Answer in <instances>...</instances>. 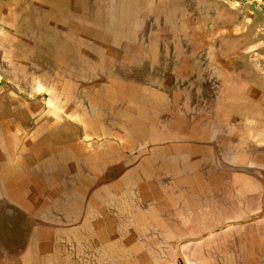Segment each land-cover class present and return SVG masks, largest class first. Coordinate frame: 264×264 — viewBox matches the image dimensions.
Here are the masks:
<instances>
[{"label":"crops","instance_id":"1","mask_svg":"<svg viewBox=\"0 0 264 264\" xmlns=\"http://www.w3.org/2000/svg\"><path fill=\"white\" fill-rule=\"evenodd\" d=\"M192 1L0 8V264H264L260 53Z\"/></svg>","mask_w":264,"mask_h":264},{"label":"rangeland","instance_id":"2","mask_svg":"<svg viewBox=\"0 0 264 264\" xmlns=\"http://www.w3.org/2000/svg\"><path fill=\"white\" fill-rule=\"evenodd\" d=\"M75 4L78 5H83L86 6L87 8V0H74ZM91 3L92 0H89ZM141 3H145L148 5H151L155 2V0H139ZM174 4H180L182 3V0H174ZM194 4V8H196V13H197V19L200 20H205L207 22L204 23L206 26L205 31L206 35L210 40L216 41L218 37V30H217V16L220 17V15L217 12V6L220 4L226 6L229 10V18L231 20L229 24V35L230 36H248L249 41H250V46H247L243 49L240 50V54L243 52H246L248 54H252L253 52H260V61H261V72L264 73V0H194L192 1ZM9 6L12 7V5H16L17 7L22 5V6H27V8L30 7V0H0V8L4 6ZM193 8V9H194ZM2 10H1V15H2ZM218 14V15H217ZM202 15V16H200ZM154 19L153 16H150V22L152 26V20ZM220 19V18H219ZM235 20V21H234ZM260 20V21H259ZM254 21H257V23H260L261 29L259 34H254V33H249V26L253 24ZM150 26V25H149ZM85 30H89L86 28ZM162 31L163 35H169V34H174L179 35L178 29L174 28H168L167 26L160 28ZM28 32V31H27ZM197 37H200L202 35V32L197 33ZM253 35L255 38H253ZM5 36L10 40V43L8 45H5ZM13 36L11 33V36L8 35V33L5 35L3 33V28L0 27V45L4 47L5 49H0V70L2 66V57L4 58V52H7V57L10 56L12 57V53L6 50V48L12 47V42L13 41ZM256 42H259L260 47L258 48L259 45L256 46ZM215 43V42H213ZM216 45V44H215ZM214 45V46H215ZM255 45V46H253ZM11 51V50H10ZM10 54H9V53ZM9 61V60H8ZM213 69V68H212ZM217 73H213V77L211 80V84H213V90L212 92L216 93V88L217 87ZM204 79V78H203ZM194 82V80H193ZM2 79L0 76V88L2 87ZM195 83V82H194ZM220 83V82H219ZM199 83L196 82V87H198ZM204 86V85H203ZM230 92L234 90V94H238L237 88L229 87ZM241 90V89H240ZM239 90V91H240ZM238 92V93H237ZM210 239V238H208ZM206 239L202 243H209L210 240ZM208 244V245H209Z\"/></svg>","mask_w":264,"mask_h":264},{"label":"flooded vegetation","instance_id":"3","mask_svg":"<svg viewBox=\"0 0 264 264\" xmlns=\"http://www.w3.org/2000/svg\"><path fill=\"white\" fill-rule=\"evenodd\" d=\"M260 21V20H259ZM260 29H261V25L260 23H257V21H254L253 24L251 26H249V33H254V34H259L260 33ZM260 43L257 42L256 46L259 45ZM260 47V45L258 46V48ZM260 53V52H259ZM261 56V53H260Z\"/></svg>","mask_w":264,"mask_h":264}]
</instances>
